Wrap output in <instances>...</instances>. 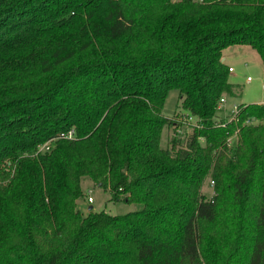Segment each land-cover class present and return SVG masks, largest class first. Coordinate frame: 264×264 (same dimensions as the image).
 <instances>
[{"label":"trees","instance_id":"16d2710c","mask_svg":"<svg viewBox=\"0 0 264 264\" xmlns=\"http://www.w3.org/2000/svg\"><path fill=\"white\" fill-rule=\"evenodd\" d=\"M233 45L264 70V0H0V264H264V103L216 108ZM171 89L203 125L165 147ZM83 175L139 207L82 214Z\"/></svg>","mask_w":264,"mask_h":264},{"label":"rangeland","instance_id":"374dc122","mask_svg":"<svg viewBox=\"0 0 264 264\" xmlns=\"http://www.w3.org/2000/svg\"><path fill=\"white\" fill-rule=\"evenodd\" d=\"M227 56L233 72L229 73L228 80L234 84L233 95H225V110L220 114L228 113V110L238 103H255L263 101L264 103V70L258 54L248 46L237 47L231 46L223 51ZM227 101V102H226ZM185 112L179 107L178 92L171 89L167 92L166 97L160 109V114L170 118L173 114ZM175 117V116H173ZM171 126H164L160 134L161 146H168L169 139L172 135ZM184 138H182V141ZM201 142L203 140L201 139ZM81 188L83 195L77 199V207L82 214L88 211H105L109 214H124L137 209L139 206L135 203H127L123 199L111 198L110 192L100 185L96 184L88 175L81 177ZM200 191L209 196L212 187L209 184V178H205L201 184ZM91 195L93 202L88 203L86 197Z\"/></svg>","mask_w":264,"mask_h":264},{"label":"built area","instance_id":"2783aa9c","mask_svg":"<svg viewBox=\"0 0 264 264\" xmlns=\"http://www.w3.org/2000/svg\"><path fill=\"white\" fill-rule=\"evenodd\" d=\"M230 70H231V67H228V71ZM224 103H225V98L224 96H221L218 99L217 106H216L217 110L219 111V114L220 112L224 110ZM235 112H236V105H233L228 110V113L226 112L224 114L221 113L220 117L226 118V120L229 121L234 118ZM256 122H257L256 120H251V119L245 120V123H256ZM215 123L219 125H223V122L220 123V121H218V118L216 119ZM202 125H203L202 121L196 115H192L191 113H188V112L176 114L173 119V123L170 125L173 130L171 138L182 140V138H185V136L189 132H191L193 129L201 128ZM74 135H75L74 130L71 129L66 133H61L60 137L71 139L74 137ZM235 139H236V134L233 133L226 138V144L228 146L231 145L232 143H234ZM49 146H50V140H47L38 145L37 151L48 149ZM212 183H213V180L209 179V184L211 185V187H212ZM86 199L88 203L93 202V197L91 195H88Z\"/></svg>","mask_w":264,"mask_h":264},{"label":"crops","instance_id":"0c3cea01","mask_svg":"<svg viewBox=\"0 0 264 264\" xmlns=\"http://www.w3.org/2000/svg\"><path fill=\"white\" fill-rule=\"evenodd\" d=\"M233 46H237V47H244L245 45H233ZM231 47V46H229ZM229 47H226L225 49L222 50V56H221V61L227 66V67H231L229 61L227 60V56L224 54L223 51H226L227 49H229ZM233 72V69L231 67V70L229 71V73H232ZM229 81V80H228ZM230 82V81H229ZM231 83V82H230ZM227 102V101H226ZM255 103H263V101H259V102H255ZM235 105V104H234ZM224 110H225V107H224ZM94 201V199H93Z\"/></svg>","mask_w":264,"mask_h":264}]
</instances>
